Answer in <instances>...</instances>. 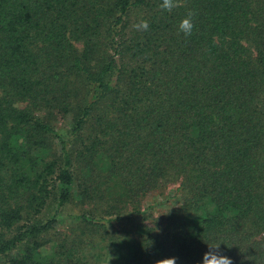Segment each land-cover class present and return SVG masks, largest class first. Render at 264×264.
I'll list each match as a JSON object with an SVG mask.
<instances>
[{"label": "trees", "instance_id": "1", "mask_svg": "<svg viewBox=\"0 0 264 264\" xmlns=\"http://www.w3.org/2000/svg\"><path fill=\"white\" fill-rule=\"evenodd\" d=\"M179 2L0 0V264H264V0Z\"/></svg>", "mask_w": 264, "mask_h": 264}, {"label": "rangeland", "instance_id": "2", "mask_svg": "<svg viewBox=\"0 0 264 264\" xmlns=\"http://www.w3.org/2000/svg\"><path fill=\"white\" fill-rule=\"evenodd\" d=\"M76 46H80L79 42H75ZM110 52V51H109ZM72 123V118L70 114H63L59 118H54V125L62 134H66V130L70 128ZM174 194V195H173ZM178 195L175 194L171 188V186H167L165 190H153L146 194L141 199L140 210L146 215V221L149 220L147 218V213L149 212L150 218L152 216H156L166 208H168L171 204L177 203ZM87 207L85 205H81V203L76 201V197L73 198L72 201L68 202L64 207L60 209L62 213L61 218L56 222L55 229L57 231H65L69 226L76 222L74 217H71L72 213H77L79 209ZM55 208V199H49L47 205L44 208L43 215L50 214ZM120 224L118 220L114 221L111 225L107 226V229L113 231L116 227H119ZM97 236L93 237V241L90 244H95L92 246L93 251L99 250V247H102L107 243V239H96ZM87 245V246H88ZM50 243L45 244V250H48ZM104 248V247H103ZM101 249V251L103 250ZM100 251V250H99ZM98 257V256H97ZM96 257V258H97ZM93 264H114V255L109 251H104L99 255L98 259L95 260Z\"/></svg>", "mask_w": 264, "mask_h": 264}, {"label": "clouds", "instance_id": "3", "mask_svg": "<svg viewBox=\"0 0 264 264\" xmlns=\"http://www.w3.org/2000/svg\"><path fill=\"white\" fill-rule=\"evenodd\" d=\"M179 0H162L160 7L163 10L171 12L174 8L180 7ZM195 12L193 10H188L186 15L180 20L178 25V30L182 32L186 37L190 36L194 29L193 19ZM138 31H147L149 28L148 22L146 20H141L133 25ZM220 244H207L208 251H206L202 256V264H232L231 258L225 256L220 251ZM157 264H176V258H165L157 262Z\"/></svg>", "mask_w": 264, "mask_h": 264}]
</instances>
